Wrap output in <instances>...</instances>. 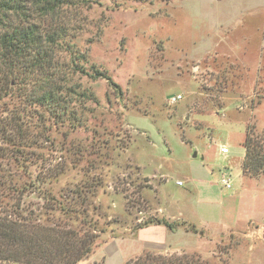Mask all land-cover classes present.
Wrapping results in <instances>:
<instances>
[{"label": "rangeland", "instance_id": "rangeland-1", "mask_svg": "<svg viewBox=\"0 0 264 264\" xmlns=\"http://www.w3.org/2000/svg\"><path fill=\"white\" fill-rule=\"evenodd\" d=\"M123 3L103 0L76 16L87 66L105 70L123 91L120 99L107 81L76 77L98 100L87 104L90 127L115 137L108 162L86 155L81 164L99 166L106 232L79 264H126L147 250L264 264V174L245 176L240 166L247 126L264 135V0ZM179 94L183 100L170 104ZM57 139L62 145V134ZM70 140L89 146L92 130ZM222 173L233 177L232 189L222 187ZM81 177L72 170L56 189ZM152 217L179 226L136 231Z\"/></svg>", "mask_w": 264, "mask_h": 264}, {"label": "trees", "instance_id": "trees-1", "mask_svg": "<svg viewBox=\"0 0 264 264\" xmlns=\"http://www.w3.org/2000/svg\"><path fill=\"white\" fill-rule=\"evenodd\" d=\"M110 1L119 9L124 1L153 0ZM94 5L103 0H0V264H79L102 245L106 215L96 199L105 183L96 161L81 164L86 155L108 162L115 137L90 127L87 104L98 100L76 77L105 80L120 99L123 91L105 70L87 66L89 56L75 40L83 30L76 16ZM89 128V146L70 140ZM243 146V174L262 176L264 135L247 126ZM57 153L61 163L49 159ZM72 170L81 179L56 189ZM153 225L179 226L152 217L136 231ZM191 231L204 234L195 226ZM126 264L215 263L197 252L147 250Z\"/></svg>", "mask_w": 264, "mask_h": 264}, {"label": "built area", "instance_id": "built-area-1", "mask_svg": "<svg viewBox=\"0 0 264 264\" xmlns=\"http://www.w3.org/2000/svg\"><path fill=\"white\" fill-rule=\"evenodd\" d=\"M181 100H183V96L181 94L173 96L170 99V104L172 105L178 104L179 102H181ZM221 151L223 154L229 153V150L226 147H223ZM220 183L224 189L230 190L233 188V177L231 176L230 173H222Z\"/></svg>", "mask_w": 264, "mask_h": 264}, {"label": "crops", "instance_id": "crops-1", "mask_svg": "<svg viewBox=\"0 0 264 264\" xmlns=\"http://www.w3.org/2000/svg\"><path fill=\"white\" fill-rule=\"evenodd\" d=\"M245 155H246V151H245ZM245 155H244V158H245ZM244 158H243V160H242V163H241V169H242V165H243V161H244ZM242 172V174H243V170L241 171Z\"/></svg>", "mask_w": 264, "mask_h": 264}]
</instances>
